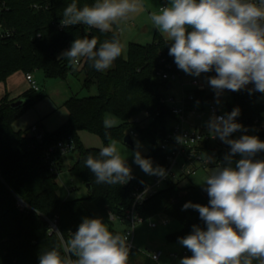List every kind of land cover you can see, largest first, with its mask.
Returning a JSON list of instances; mask_svg holds the SVG:
<instances>
[{
    "label": "trees",
    "instance_id": "1",
    "mask_svg": "<svg viewBox=\"0 0 264 264\" xmlns=\"http://www.w3.org/2000/svg\"><path fill=\"white\" fill-rule=\"evenodd\" d=\"M73 2L82 8L92 5L95 0H0V84L6 83L17 72L28 74L43 70L46 76L60 79H66L71 72L76 75L84 73V87L96 85L98 89L96 95H74L66 100L64 107L69 113L68 120L53 132L44 130L41 140L30 135L31 127L16 131L13 125L47 95L41 89H29L18 99H10L8 95L0 99V264H39V253L52 248L60 250L63 256L61 236L50 232L53 219H57L65 241L71 238L84 217L104 218L109 230L113 234L118 233L109 214L124 215L133 205V190L146 182L131 171L134 178L126 184H97L84 161L89 155L99 158L101 148L85 146L81 132L100 136L105 147L113 140L124 142L125 136L135 131L140 137L150 140V159L162 167L167 165L166 153L159 143L174 115L171 108L162 102L161 88L168 84L162 81L160 73L175 63L174 58L168 55L169 43L157 32L151 43L131 42L128 54L123 51L108 71H97L84 60L81 61L82 66L73 70L67 60H58L57 57L69 49L75 39L95 36L99 46L105 40L110 41L115 32L102 33L94 28L85 32L77 26L59 30L53 23L62 18L64 8ZM116 33L122 43L121 35ZM201 75L206 78L215 73ZM225 92L231 95L233 104L240 109L238 117L243 123H253L264 117V94H249L247 90ZM22 97L28 102L14 109L12 103ZM200 97L206 101L211 99L202 93ZM142 113L150 119L146 126L133 119ZM109 114L121 123L109 130L110 136H105L103 120ZM34 125L42 126L41 121ZM259 135L264 139V132ZM64 140H71L74 151L79 154L71 171L85 184L91 185L86 197L64 200L59 196V174L53 172L51 164L46 162V153L53 150L52 159L60 172L63 155L55 148ZM228 151H218L221 161ZM256 158L264 159V152ZM182 182L170 181L137 207L144 220L163 214L181 224L179 230L166 235L169 243H178V238L191 232L193 224L205 227L198 211L182 208L189 201L206 205L207 193L195 184L183 185ZM18 198L25 201L30 209L20 210ZM91 205L98 213L91 209ZM128 264L159 262L133 248L129 252Z\"/></svg>",
    "mask_w": 264,
    "mask_h": 264
},
{
    "label": "clouds",
    "instance_id": "2",
    "mask_svg": "<svg viewBox=\"0 0 264 264\" xmlns=\"http://www.w3.org/2000/svg\"><path fill=\"white\" fill-rule=\"evenodd\" d=\"M142 9L140 0H95L82 8L73 2L64 8L60 26L83 24L106 33L115 25L123 31L121 21ZM149 18L170 42L168 55L178 69L193 77L215 73L206 76V83L217 103L225 90L264 94V0H169ZM123 50L116 32L99 46L95 36L89 39L85 35L75 39L57 59L67 60L73 70L84 60L103 72ZM239 115L237 107L223 115L213 114L206 122L212 138L228 145L229 151L219 164L214 156H208L209 165L214 166L201 185L208 203L189 201L183 205L182 210L198 211L205 227L193 224L188 235L178 238L191 252L178 264H264V159L256 158L264 152V141L236 122ZM116 124L114 118L103 120L105 136H110L109 130ZM236 132L243 134L232 138ZM139 146L137 141V149ZM133 155L144 173L167 177L163 167H154L139 150ZM84 163L97 184L123 185L133 179L115 141L100 149L99 158L89 155ZM55 232L61 236L64 255L57 248L42 251L39 264H128L127 235L113 234L102 218L84 217L66 241L58 229Z\"/></svg>",
    "mask_w": 264,
    "mask_h": 264
},
{
    "label": "built area",
    "instance_id": "3",
    "mask_svg": "<svg viewBox=\"0 0 264 264\" xmlns=\"http://www.w3.org/2000/svg\"><path fill=\"white\" fill-rule=\"evenodd\" d=\"M62 19V18H61ZM54 21V25L59 30L65 28L60 26V20ZM85 32H89L92 28H88L86 25H76ZM3 35V34H2ZM82 63L80 62L79 65ZM162 81L172 83L174 89L163 88L162 102L171 108L174 115L167 126L163 137L160 140L159 146L162 151L166 153L167 165L163 168L166 170L167 177L159 178L156 176L154 182L143 183L138 185L133 190L134 202L130 209H128L124 215L116 216L111 214V221L114 223L126 224L127 227L124 230L123 235H127L130 250L134 248V241L137 227L140 223L148 222L150 228H157L159 226H167L170 223L171 218L168 216L158 215L156 217L144 220L137 212V207L142 205L146 200L152 197L161 189L165 188L170 181L184 180L192 175H195L199 169H208L211 165L208 163L209 152L216 158V163L219 164L222 161L218 157L219 150H228L229 146L221 142L218 138L213 139L208 132L206 122L209 118L215 114L217 116L224 113L231 112L234 108H237L233 102H225L222 96L217 98L214 92H209L207 85L203 81L192 78V76L185 74L182 70L178 69L175 63L169 65V69L160 73ZM26 80L30 83L31 89L39 91L41 88L35 80L32 73L26 74ZM180 86V94L175 92ZM251 86V85H249ZM206 94L210 96V100L206 101L200 94ZM224 92L223 94H225ZM197 101L199 102L197 104ZM226 110L224 112L223 110ZM172 122V124H171ZM236 122L244 125L248 129V134L258 136L262 141L264 139L259 135L260 132H264V117L262 119H256L253 123H243V121L237 117ZM132 136L138 137L139 134L135 131H131ZM243 133L236 132L232 134V138H238ZM30 135H35L37 139L41 140L44 135L39 125H33L30 129ZM180 137V140H177ZM57 151L64 156L68 153L74 152L75 146L71 140H64L57 144ZM52 151L46 153V162L51 164V170L59 174L57 164L52 159ZM134 178V176H133ZM164 184H166L164 186ZM147 189V191H145ZM142 196V198H140ZM17 206L20 210L30 209V206L22 199H17ZM59 230L57 219L50 221V232L56 233L55 230ZM145 254L156 262L165 255V250L160 247L147 248ZM173 258L179 256H189V251L185 250L180 254L171 252L169 254ZM154 256L157 259H154ZM74 259V258H73Z\"/></svg>",
    "mask_w": 264,
    "mask_h": 264
},
{
    "label": "rangeland",
    "instance_id": "4",
    "mask_svg": "<svg viewBox=\"0 0 264 264\" xmlns=\"http://www.w3.org/2000/svg\"><path fill=\"white\" fill-rule=\"evenodd\" d=\"M140 3L143 5V9L139 13L130 14L129 18L126 21H121L120 27L123 31H120V35L122 38V44L124 45V54H128L129 45L131 42H139L141 44L151 43L157 32H159L155 26L152 24L150 20L151 12H159V9L163 6L169 4V0H140ZM117 27L114 25L113 30H116ZM79 66H82L79 65ZM114 67L113 66L111 68ZM110 68V69H111ZM109 70V69H108ZM105 70V71H108ZM35 80L39 84L41 90L47 95L42 101H40L34 108L27 111L20 119H18L13 128L16 131L29 129L36 121L41 118L49 115L53 112L57 107H60L57 110L58 115L62 114L66 107H64V103L70 97L76 95L78 97H87L91 95H96L98 92L97 86L92 85L89 88L84 87L83 82L85 79V74L80 73L79 75L73 74L72 72L68 74L66 79L54 78L46 76L43 70H36L32 73ZM14 75L13 79L10 82H14L11 85H8V91H13L12 94H16L20 91V93H24L25 91L31 89L30 83L26 80V74L23 72H17ZM13 76V75H12ZM203 81L206 83V78L201 75L200 77H193ZM178 85V90L175 94H180V86ZM208 91L213 92V90L207 85ZM161 92H165L163 88H161ZM7 94L6 84H0V98ZM222 98L225 102H232V97L229 93H225L222 95ZM18 99V98H17ZM226 112V110H223ZM68 112V111H67ZM51 117V116H50ZM49 117V118H50ZM107 118H114L117 121V125L121 122L119 119L114 117L113 115H107ZM135 121L139 122L141 125H148L150 119L146 113H142L133 118ZM172 124V122H171ZM41 128L42 126L39 125ZM42 130H45L43 127ZM135 142V146L131 147L126 143L113 140L117 143L118 150L121 154L122 159L126 160L127 165L131 168V171L141 177L145 182L152 183L154 182L156 176H150L142 171V169L134 163V155L133 153L137 150L140 151L142 157L150 158V150L152 148V144L148 138L143 137H135L132 136ZM81 140L85 146L91 148H102L104 147V142L102 138L96 134L83 131L81 133ZM137 141L139 142V148L137 149ZM112 142V141H111ZM78 152L74 151L68 156L66 160V164L63 167L62 172L58 176L59 182V196L62 199H78L82 197H86L89 194V189L87 188L84 181L78 177L74 172H72L69 168V163L74 165L76 157H78ZM214 156L212 153H208L206 155ZM153 166H157L153 160ZM160 166V165H159ZM214 165H211L212 167ZM162 167V166H161ZM209 167V168H210ZM209 168L199 169L195 175H192L189 178H185L182 182L183 185H192L195 184L197 187L202 189V186L205 181V177L208 174ZM166 184H164L165 186ZM94 212L98 213V210L93 205L90 206ZM161 216H164L163 214ZM105 222L106 226L109 228L108 222L102 218ZM120 224V223H119ZM118 223H114V229L120 233L124 234V230L127 225H119ZM181 228V224L171 219L169 225L167 226H159L155 229L150 228L148 222L140 223L136 230L134 248L145 252L147 248H156L161 246L165 250V256L161 259L159 264H178L180 258L183 256H179L178 258H173L169 254L171 252H176L181 255L182 252L187 250L179 243H169L166 240V235L168 233L177 231Z\"/></svg>",
    "mask_w": 264,
    "mask_h": 264
},
{
    "label": "crops",
    "instance_id": "5",
    "mask_svg": "<svg viewBox=\"0 0 264 264\" xmlns=\"http://www.w3.org/2000/svg\"><path fill=\"white\" fill-rule=\"evenodd\" d=\"M113 31L118 32V33L120 34L119 29H116V30H113ZM167 42H168L169 45L171 46L170 42H169V41H167ZM138 43H139V42H138ZM14 76L16 77V75H13V76H11V77L7 80L6 83H4V84H6V90H7V94H6V95H8L10 99H17V98H19V97L23 94V93H20V91H19L18 93H16V94H14V93L12 94L13 91H8V89H7L8 85H11V86H12V84L14 83V82H10V80L13 79ZM11 81H12V80H11ZM2 84H3V83H2ZM6 95H4V96H6ZM4 96H3V97H4ZM3 97H2V98H3ZM2 98H0V99H2ZM59 108H60V107H57V108H56L53 112H51L49 115H47V116L41 118L40 120L36 121L35 123L41 121V124H42L43 128H44L46 131H49V132H53V131L57 130V129H58L62 124H64V123L68 120V118H69V113L67 112V110H66V112H65V110H64V112H63L62 114H59V115H58L57 110H59ZM50 116H51V117H50ZM49 117H50V118H49ZM35 123H34V124H35ZM34 124H33V125H34ZM33 125H32V126H33ZM21 130H22V129H21ZM81 133H82V132H81ZM81 133H80V137H81ZM90 148H91V147H90ZM70 154H71V153H68V154H66V155L63 156V164H62L61 171L59 172V175H60V173L62 172L63 167H64L65 164H66V160L68 159V156H70ZM77 158H78V157H76L75 162H76ZM75 162H74V163H75ZM72 166H73V165H71V163H69V168H70V170H71ZM64 200H69V199H64ZM118 224H119V223H118ZM119 225H123V224H119ZM134 242H135V241H134ZM159 247L162 248L161 246H159ZM164 256H165V255H164ZM160 261H161V260H160ZM159 263H160V262H159Z\"/></svg>",
    "mask_w": 264,
    "mask_h": 264
},
{
    "label": "water",
    "instance_id": "6",
    "mask_svg": "<svg viewBox=\"0 0 264 264\" xmlns=\"http://www.w3.org/2000/svg\"><path fill=\"white\" fill-rule=\"evenodd\" d=\"M168 88L173 90L174 89V86L172 83H168ZM28 102V99L27 98H20L19 100H16L15 102L12 103V107L14 109H18L22 106H24L26 103ZM124 143H126L127 145L131 146V147H134L135 146V142H134V139L132 137L131 134H127L124 138ZM87 188L89 189V191L91 190V185L90 184H86Z\"/></svg>",
    "mask_w": 264,
    "mask_h": 264
}]
</instances>
